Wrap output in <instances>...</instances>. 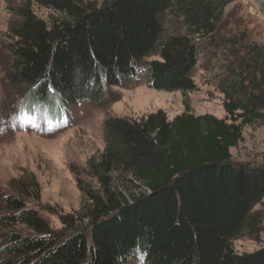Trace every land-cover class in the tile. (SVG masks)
Returning a JSON list of instances; mask_svg holds the SVG:
<instances>
[{
  "label": "trees",
  "instance_id": "obj_1",
  "mask_svg": "<svg viewBox=\"0 0 264 264\" xmlns=\"http://www.w3.org/2000/svg\"><path fill=\"white\" fill-rule=\"evenodd\" d=\"M34 5L55 15L46 22ZM228 5L21 0L4 77L26 87L25 102L102 107L108 88L140 76L148 89L187 94L197 90V70L216 68L226 117H107L104 148L84 170L89 183L77 179L81 207L60 230L28 206L39 199L33 179L0 195V264H264V248H232L260 234L253 209L264 198V155L235 163L230 153L244 128L264 125V47L231 20Z\"/></svg>",
  "mask_w": 264,
  "mask_h": 264
},
{
  "label": "rangeland",
  "instance_id": "obj_2",
  "mask_svg": "<svg viewBox=\"0 0 264 264\" xmlns=\"http://www.w3.org/2000/svg\"><path fill=\"white\" fill-rule=\"evenodd\" d=\"M84 1L99 5L103 0ZM228 1L226 11L231 20L236 19L249 39L264 47V0ZM20 4L21 0H0V195L10 194L17 181L33 179L39 189V199H30L28 206L38 210L53 229L60 230L61 218L81 207L77 179L89 183L84 170L104 148L103 122L107 117L140 119L157 111L164 112L169 121L183 113L226 117L223 96L216 89L219 79L216 68L197 70L194 76L197 90L187 94L148 89L145 77L140 76L121 87L108 88V101L102 107L83 103L65 111L55 98L25 102L26 87H8L4 77L11 59L8 25L15 20ZM33 11L46 22L55 15L36 5ZM235 27L231 24L229 29ZM242 137V142L230 150L233 162H252L264 155V125L244 128ZM90 184L95 186V182ZM253 211L262 218L260 234L233 241L232 248L239 255L264 248V198Z\"/></svg>",
  "mask_w": 264,
  "mask_h": 264
}]
</instances>
